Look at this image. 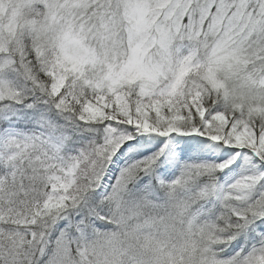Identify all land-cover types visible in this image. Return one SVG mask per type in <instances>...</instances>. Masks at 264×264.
<instances>
[{
  "label": "snow or ice",
  "instance_id": "snow-or-ice-1",
  "mask_svg": "<svg viewBox=\"0 0 264 264\" xmlns=\"http://www.w3.org/2000/svg\"><path fill=\"white\" fill-rule=\"evenodd\" d=\"M0 264H264V0H0Z\"/></svg>",
  "mask_w": 264,
  "mask_h": 264
}]
</instances>
